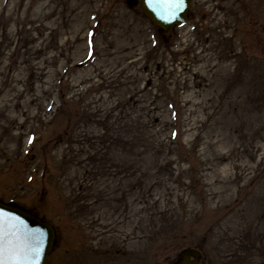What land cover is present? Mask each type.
<instances>
[{"label":"rangeland","instance_id":"374dc122","mask_svg":"<svg viewBox=\"0 0 264 264\" xmlns=\"http://www.w3.org/2000/svg\"><path fill=\"white\" fill-rule=\"evenodd\" d=\"M126 2L0 0V200L45 264H264V0Z\"/></svg>","mask_w":264,"mask_h":264},{"label":"snow or ice","instance_id":"6c2138e0","mask_svg":"<svg viewBox=\"0 0 264 264\" xmlns=\"http://www.w3.org/2000/svg\"><path fill=\"white\" fill-rule=\"evenodd\" d=\"M183 0H149L161 19L174 18ZM41 236L28 230L18 216L0 210V264H38Z\"/></svg>","mask_w":264,"mask_h":264},{"label":"water","instance_id":"95a60500","mask_svg":"<svg viewBox=\"0 0 264 264\" xmlns=\"http://www.w3.org/2000/svg\"><path fill=\"white\" fill-rule=\"evenodd\" d=\"M128 5L133 6L137 3L136 0H128ZM190 0H183L182 7L177 11L174 18L171 19H161L156 12L149 6V0H140V5L143 12L149 17V19L165 31H170L175 23H183L187 16V8L189 6ZM0 210L5 213H9L18 216L26 229L36 231L41 236V255L38 260V264H45L47 254L49 253L53 241H54V231L53 228L46 221H42L36 216L12 205L4 204L0 202ZM189 254L194 256L193 259L189 258ZM198 253L196 251H191L189 253H184L182 260L178 264H199L197 261Z\"/></svg>","mask_w":264,"mask_h":264},{"label":"flooded vegetation","instance_id":"af4514ba","mask_svg":"<svg viewBox=\"0 0 264 264\" xmlns=\"http://www.w3.org/2000/svg\"><path fill=\"white\" fill-rule=\"evenodd\" d=\"M211 3H212V2H211ZM212 7L214 8V9H213V12H214L216 15H217V13H221L222 11H224L223 7H221L219 3H216V5L213 4ZM222 13H223V12H222ZM215 14H214V15H215ZM177 259H178V258H177ZM177 259H175L176 261L174 260L175 262H173V263H171V264H176L177 261L179 260V259H178V260H177ZM199 260H200V259H199ZM199 262H200V261H199Z\"/></svg>","mask_w":264,"mask_h":264},{"label":"bare ground","instance_id":"6f19581e","mask_svg":"<svg viewBox=\"0 0 264 264\" xmlns=\"http://www.w3.org/2000/svg\"><path fill=\"white\" fill-rule=\"evenodd\" d=\"M224 67H226V65H225V64L223 65V68H224ZM225 71H226V68H225Z\"/></svg>","mask_w":264,"mask_h":264}]
</instances>
